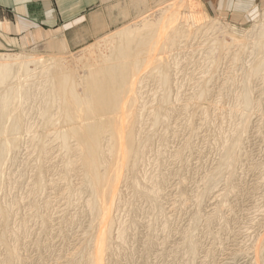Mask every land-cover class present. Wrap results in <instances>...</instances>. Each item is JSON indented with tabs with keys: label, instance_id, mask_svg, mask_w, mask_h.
Instances as JSON below:
<instances>
[{
	"label": "rangeland",
	"instance_id": "rangeland-1",
	"mask_svg": "<svg viewBox=\"0 0 264 264\" xmlns=\"http://www.w3.org/2000/svg\"><path fill=\"white\" fill-rule=\"evenodd\" d=\"M179 1L128 4L123 8L122 25L72 51L67 46L59 49L40 43L0 53L46 59L42 64L57 59L73 80L79 81L87 75L89 62L95 64L100 53H109L108 39L118 29L137 25L144 18L163 19L169 4L175 2L176 7ZM181 1L185 6L175 11L189 17V38L167 47L163 34L159 40L165 47L151 50L154 59L143 62L134 79L138 84L131 87L138 90L131 108L143 115V159L133 172H127L129 158L121 159L120 153L113 152L105 185L113 186L117 181L111 174L123 175L117 190L103 188L98 211L87 206L91 195L80 180L79 162L69 164V170L65 167L66 159L75 161L73 148H63L52 127L44 128L48 131L44 139L48 149L43 160L38 158L37 144L31 137L34 133L17 134L19 147L5 164L6 181L0 191L1 206L10 210L3 232L7 233L8 248L15 252L11 264H84L97 252L103 210L112 220L111 251L105 255L104 264L261 263L257 243L264 237V69L251 74L249 65L264 53H253L249 38L256 25L264 22V1L240 20L210 12L201 0ZM187 1L194 8L186 7ZM165 57L170 65L166 92L154 77L156 58ZM29 65L30 69L35 67ZM201 89L203 94L198 93ZM247 90L250 103L245 107L242 97ZM165 96L169 109L162 104ZM23 107L24 121L34 122V127L28 126L41 131L43 127L35 122L41 121L36 109L30 110L26 104ZM152 111L161 113L157 124H152ZM53 120L61 119L55 115ZM226 148L236 157L230 168L221 162ZM41 161L43 187L36 190L35 172ZM120 162L128 163L120 168ZM7 253L0 244V264H4Z\"/></svg>",
	"mask_w": 264,
	"mask_h": 264
},
{
	"label": "bare ground",
	"instance_id": "bare-ground-1",
	"mask_svg": "<svg viewBox=\"0 0 264 264\" xmlns=\"http://www.w3.org/2000/svg\"><path fill=\"white\" fill-rule=\"evenodd\" d=\"M174 3L175 2H171V4H169L168 7L171 5L169 12L165 14L163 19L150 21L144 18L137 25L122 27L113 33V36H110V38L112 37L111 40L110 38L108 39L110 43L106 39V43L111 45L108 46L111 47L108 48L110 54L107 53V55H102V53H100V56L96 55L98 59L95 58V60L97 59V62L95 64H90V62L87 64L89 65L88 68H86L88 69L87 75L85 76L84 72L82 79H78L79 81H74L69 72L65 71L62 65H59L60 62L57 59L49 61L51 64H42L44 62L41 63V61H46V59L43 60V58L40 57H26L18 54L11 55L0 53V191L2 190L3 183L6 181L3 182V179H6L5 167L7 165L5 166V164H7V160L14 156L11 154H15L14 151L19 147L20 137L17 136V134L24 131L33 132L34 134L32 135L36 136L37 139L34 136L31 137L36 141L39 154L38 158L43 160L46 158V151L48 149L44 141L48 131L44 128L46 126L52 127L53 136L60 141L61 146L66 150L73 148L72 151L75 152V161L71 158L68 160L66 159V166H64L68 169L69 164L73 166L77 161L79 162L78 165L81 169L80 174L82 173V178L80 180L91 195L90 199L86 201L87 206L92 211H98L100 205L98 199L101 192H103L104 189L110 192L117 190L119 178L123 175H118L117 173L111 174L110 177H117V181L113 186L105 185L107 166L110 167L109 162L114 156L113 152H116L118 156L120 153L121 159L129 158L127 159L129 163L126 162L128 163L127 166L125 162H120V168L125 165V167H127V169L125 168L127 172H133L137 166V162H139L144 155L146 138L141 135L143 115L139 110L136 111L131 108L138 99V97L134 95L138 93V90L131 88L135 83L138 84V82L134 80L137 77L135 76L136 73L141 69L144 61H151L154 59L151 50L157 48L161 49L165 46L173 47L176 46V44L178 45L182 40L189 38H186L187 35H189L186 33L189 31L190 27L188 23L189 17L175 11L178 6L181 7V5H185L181 0L178 2L180 4L176 7ZM186 5V7L194 8L193 6H189L191 3L188 4V1ZM193 17L190 16L191 19ZM198 19L197 21L199 22ZM195 22L196 21H192L193 25H195ZM193 25L191 24V26ZM258 25H256V27L254 26L255 32H252L253 37L249 38L252 39L251 45L253 48L251 51L253 53L262 51L264 53V22ZM194 27L198 28V26ZM205 28L206 31L209 29L208 26H205ZM163 34L166 40V42H163L165 46H163L164 44L159 40L161 36L163 37ZM49 43L53 44V47L59 49L66 47V42L64 43L62 41L52 40ZM98 45H100V43ZM101 49L102 48H100V52ZM96 51L98 52V50ZM93 52H91L90 55H94ZM86 54H88V51ZM84 57L88 58V55ZM81 59H77L78 62L82 61ZM86 61L89 60L86 59ZM156 61L154 69L157 73L154 74V77H156V82L163 87L164 92H166V90H168L167 85L170 83V65L166 57L165 59L156 58ZM29 64H34L33 66L35 67H31L32 69H30ZM68 64L70 63H67V65ZM84 65L85 62L83 63V66ZM87 65H85V67ZM67 67L69 69V66ZM249 67L251 74L259 73V71L264 69V57L255 60ZM71 69L75 68L72 67ZM151 70H153V68H151ZM146 75L148 74L146 73ZM79 86L81 88H78ZM123 93L125 94L124 96ZM198 93L203 94L204 90L201 89ZM248 95L249 90L245 91L242 97L245 107H248L250 103ZM162 101V104H165V109H169L167 105L168 97H163ZM25 104L30 110L36 109V113L41 121L35 122L43 127L42 129L40 126L42 129L41 131L32 130L31 126H28L32 124L28 122V119L24 121L25 107L23 106ZM160 108H162V106ZM54 110L57 112H54ZM156 111L150 113L152 124H157L161 120V113ZM155 113L158 114L155 115ZM55 115H58L61 120H53ZM26 138L29 139L30 137ZM72 140L74 141V144H71L73 147L70 146V141ZM64 155L66 156V154ZM67 156L69 155L67 154ZM235 160L236 157L231 154L230 148H226L221 161L222 164L230 168L234 165ZM221 162H219V167H222ZM39 163L36 169L37 171L35 172L37 173L36 177L38 176L35 178L36 190L38 187H41L40 175L41 172H43L41 169L43 162L41 161ZM70 168L72 169L71 166ZM68 170L64 171L68 173ZM122 170L123 169H121V171ZM72 171L77 174V169ZM142 194L150 197L149 193L143 192ZM103 212L104 224L100 232L97 252L95 254L91 253L84 264H104L105 255L109 254L111 251L112 229L110 226L112 220L108 217L107 210H103ZM9 213V208L1 206L0 203V244L3 247L5 246L6 250L8 249L4 264L13 263L15 257L14 250L8 248L9 246L6 240L7 233L5 234L3 232L10 218ZM117 237L120 243L122 233L119 232ZM259 243L261 248L259 250L261 251L260 253H262L260 264H264V237H262L260 242L258 241L257 245H259ZM259 250L257 247V253H259Z\"/></svg>",
	"mask_w": 264,
	"mask_h": 264
},
{
	"label": "crops",
	"instance_id": "crops-1",
	"mask_svg": "<svg viewBox=\"0 0 264 264\" xmlns=\"http://www.w3.org/2000/svg\"><path fill=\"white\" fill-rule=\"evenodd\" d=\"M264 0H201L210 12L243 19ZM143 0H0V51L66 42L75 50L123 24V8ZM49 39V40H48Z\"/></svg>",
	"mask_w": 264,
	"mask_h": 264
}]
</instances>
